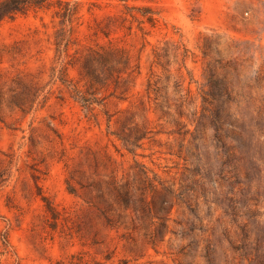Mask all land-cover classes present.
I'll return each instance as SVG.
<instances>
[{"label": "rangeland", "instance_id": "rangeland-1", "mask_svg": "<svg viewBox=\"0 0 264 264\" xmlns=\"http://www.w3.org/2000/svg\"><path fill=\"white\" fill-rule=\"evenodd\" d=\"M62 1L78 12L70 57L55 45L57 4L0 25V264H208L207 247L215 264H240L233 248L243 244L241 230L223 207L235 197L242 222L264 232V123L253 146L226 163L202 95L216 60L236 59L244 77L264 69V0ZM127 5L154 8L157 27L122 24ZM110 44L129 54L134 77L88 110L75 99V88L86 90L81 58ZM177 45L190 52L186 64ZM156 50H167L164 68L154 64ZM149 83H158L162 109ZM135 127L148 134L130 152L118 136ZM144 172L177 197L156 245L150 219L86 188L115 176L138 196Z\"/></svg>", "mask_w": 264, "mask_h": 264}, {"label": "trees", "instance_id": "trees-1", "mask_svg": "<svg viewBox=\"0 0 264 264\" xmlns=\"http://www.w3.org/2000/svg\"><path fill=\"white\" fill-rule=\"evenodd\" d=\"M127 3L129 0H119ZM55 4V15L60 18L62 28L55 33V45L57 51L70 57L71 45L74 43L77 33L75 20L77 19V6H71L69 2L62 0H0V25L7 19H13L18 15H26L31 11L38 12L50 9ZM127 19L129 29L136 24L140 31L151 30L157 27L160 18L159 13L151 6L127 5ZM118 20V19H117ZM99 29L103 26L99 24ZM149 32V31H147ZM147 34V33H146ZM212 36L206 37L208 47L213 45ZM203 50L204 56H208L207 48ZM189 51L183 45L175 48V58L182 57L184 64L189 58ZM168 56L164 52H154V64L164 68V59ZM241 65L236 59L216 60V64L209 68L206 75V89L202 95V116L208 118L214 129V138L221 144L225 162H230L235 157V151L240 147H252L255 142V128L261 129L264 123V69L257 70L253 77H244ZM81 76L85 80L86 90L83 92L75 88V99L88 110H93V104L99 101L98 95L102 92L113 90L116 94L121 85H127L134 77L135 69L132 66L129 54L115 45H97L88 48L81 58ZM66 75L64 74L63 77ZM64 82V78H61ZM157 84L149 83L148 96H154V101L160 109L161 95ZM128 91V89H127ZM123 93V92H122ZM261 93V97L254 96ZM191 94V91H188ZM259 106H252L255 103ZM248 118V121H247ZM200 122L198 123V126ZM186 127V126H184ZM189 130L186 131V134ZM147 132L141 133L137 127L129 129L127 136H118L128 151L133 152V147H140L139 142L146 138ZM232 139L236 145L228 147L225 140ZM109 182L91 183L86 188L99 202L108 206L117 205L123 213H130L138 220L150 219L153 231L147 234L149 241L156 242L165 240L169 227V215L176 204L174 190L165 186L164 183L155 185L151 183L147 172L143 173L142 187L138 189L139 195L134 196V187L131 183L121 184L117 177L112 176ZM71 191H74L71 188ZM149 197L151 199H149ZM228 204L223 207L226 216H230L241 230L243 244L234 247V253L240 259V264H264V232L251 230L249 222H242L245 214H241V206L238 199L231 197ZM250 217V216H247ZM252 233L255 238L252 239ZM212 245V244H211ZM215 251L211 247L206 248L205 259L208 264H215Z\"/></svg>", "mask_w": 264, "mask_h": 264}]
</instances>
